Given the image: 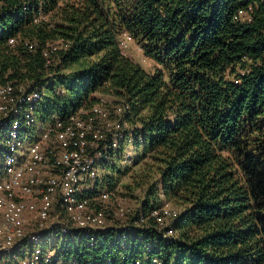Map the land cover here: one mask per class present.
I'll use <instances>...</instances> for the list:
<instances>
[{"label": "trees", "instance_id": "1", "mask_svg": "<svg viewBox=\"0 0 264 264\" xmlns=\"http://www.w3.org/2000/svg\"><path fill=\"white\" fill-rule=\"evenodd\" d=\"M123 34L149 71L122 53ZM6 83L40 93L43 116L57 84L70 101L53 95L52 114L87 110L95 94L128 108L132 166L110 164L100 189L137 168L138 205L92 243L80 229L44 233L53 264H264V0H0ZM164 205L178 215L160 226L150 215Z\"/></svg>", "mask_w": 264, "mask_h": 264}, {"label": "built area", "instance_id": "2", "mask_svg": "<svg viewBox=\"0 0 264 264\" xmlns=\"http://www.w3.org/2000/svg\"><path fill=\"white\" fill-rule=\"evenodd\" d=\"M129 41L127 34L121 36V51ZM59 44L44 51L47 64ZM41 99L40 93H27L23 86L0 84V264H53L54 252L42 244L44 233L52 229L60 237L80 229L92 243L93 234L109 228L105 203L115 194L100 189L103 172L113 159L121 156L131 164L134 157L120 149L125 104L101 100L69 115L43 116ZM131 212L118 206L115 216L128 218ZM177 215L164 205L150 217L162 226Z\"/></svg>", "mask_w": 264, "mask_h": 264}, {"label": "rangeland", "instance_id": "3", "mask_svg": "<svg viewBox=\"0 0 264 264\" xmlns=\"http://www.w3.org/2000/svg\"><path fill=\"white\" fill-rule=\"evenodd\" d=\"M48 21V19H46ZM128 35V34H127ZM130 41L126 47V49L124 51H122V53L129 58L130 60H132L134 63L139 64L144 70L149 71L152 68L153 63L146 58L141 49L139 48V46L132 40V38L128 35ZM78 66V65H77ZM77 66H74L71 68L70 71L65 72L64 74H68L69 72H75V70H77ZM63 74V73H62ZM65 82V81H64ZM66 85L64 84L62 87V91L60 86L57 84L55 85L52 89L53 92L49 91V90H45L43 91V110L45 112V115H52V113L55 112V106L53 104V95L55 96H59L60 94L62 95V97H64V99L66 101H70V95H69V91L66 90ZM61 91V92H60ZM92 99H94V101H104L110 105H115V104H120L121 101L119 99H115L113 97L107 96V95H102V94H95L91 96ZM42 112V110H41ZM126 147V146H124ZM124 150L127 151H131V153L135 154L133 149H130L129 147L124 148ZM111 164H115L116 167L121 168L122 171H125V167H131L132 166V162L131 164H126L124 163V160L121 158V156L119 158L113 159L111 161ZM137 170V168L135 169ZM135 170L133 171H129L128 174L122 176L119 180V182L117 183L116 187H115V194L114 196L105 203V208H106V215H107V219H106V224L107 227H123L127 224L128 219H130L129 217L126 218H117L115 216V211L117 209L118 206H121L122 208L127 206L132 210H135L139 199L141 198V192L139 189H128V185L131 182V178L133 176H135L137 173H135ZM110 174V171H105L103 172V174ZM117 176V174H116Z\"/></svg>", "mask_w": 264, "mask_h": 264}]
</instances>
